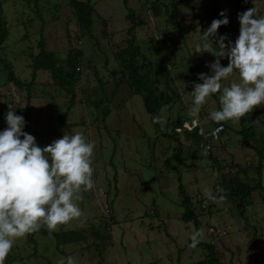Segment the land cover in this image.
I'll return each mask as SVG.
<instances>
[{"label":"rangeland","instance_id":"1","mask_svg":"<svg viewBox=\"0 0 264 264\" xmlns=\"http://www.w3.org/2000/svg\"><path fill=\"white\" fill-rule=\"evenodd\" d=\"M150 1L127 0L126 5L123 0H89L91 24L83 28L72 0H0L9 32L0 57L12 65L15 75L31 81L28 91L18 88L7 80L0 62V131L7 127L5 115L12 110L24 117L23 131L33 135L40 147L76 132L95 142V187L82 193L78 202L84 216L60 225L55 231L57 239L42 227L16 240L5 264H58L69 256L76 264H200L208 258L207 230L211 226L226 232L217 245L210 244L219 263L264 264L263 191L258 188L250 193L242 214L231 192L223 201H208L207 209L202 207L206 191L216 195L214 185L220 174L223 188L229 177L256 185L260 158L264 187V105L254 108L239 124L223 122L225 131L219 142L212 141L207 155L203 154V140L198 143L183 134L178 141L168 137L173 121H184L187 116L190 92L201 82L198 74L211 75L206 65L215 57L194 51L207 29L213 5L226 11L229 23L222 27L234 43L239 35L237 14L255 7L257 15L264 16V0H162L169 12L164 6L160 15L154 14ZM128 7L136 16L133 34L141 52L151 63L163 60L170 66L181 95V101H175L172 82L158 78L157 85L168 96L159 115L166 119V136L156 132L142 95L132 93L117 58L129 38ZM173 7L175 17L170 14ZM39 40L46 51L59 57L64 70L68 69V54L81 52L78 74L71 85L73 103L71 93L60 87L48 70L41 68L32 77L28 65L31 55L40 50ZM220 63L227 66V58ZM238 79L233 73L222 84ZM219 95L209 97L200 112V121L208 127L212 124L205 117L220 108ZM28 98L29 120L22 112ZM243 127H249V143L239 132ZM180 183L192 200L198 225L182 218L185 209ZM200 229V243L194 249L188 247L189 235ZM68 230L81 231L82 238L66 241L67 234L62 231Z\"/></svg>","mask_w":264,"mask_h":264},{"label":"clouds","instance_id":"2","mask_svg":"<svg viewBox=\"0 0 264 264\" xmlns=\"http://www.w3.org/2000/svg\"><path fill=\"white\" fill-rule=\"evenodd\" d=\"M257 11L253 7L237 14L239 35L234 43L226 35L217 36L218 29L229 23L226 11H221L223 18L213 19L196 44L195 53L206 52L215 59L206 65L211 75L198 74L201 82L195 83L190 92L192 103L187 115L191 120L183 125L189 131L201 128L200 112L213 94L220 93V108L212 110L205 120L220 124L211 132L216 139L223 130L221 122L239 124L254 108L264 105V16H258ZM224 58L227 66L220 63ZM233 73L238 74V81L223 85L222 81ZM5 120L7 127L0 131V264H5L16 240L42 227L55 232L60 225L84 216L78 202L83 199L82 193L95 187V142H89L83 133L64 134L40 147L33 135L23 131V116L8 110ZM152 122L160 124L161 131L166 130L164 117L154 116ZM207 153L205 147L203 154ZM224 191L217 186V194ZM217 194L206 191L204 206L208 201L226 198ZM202 235L203 229L194 230L188 237V247L196 248ZM58 264H76V260L69 256Z\"/></svg>","mask_w":264,"mask_h":264},{"label":"trees","instance_id":"3","mask_svg":"<svg viewBox=\"0 0 264 264\" xmlns=\"http://www.w3.org/2000/svg\"><path fill=\"white\" fill-rule=\"evenodd\" d=\"M123 1H124V4L127 5V0H123ZM150 2H151V8L155 15H160L161 7H164V6H165L164 11L169 12V8L166 6V4H164L162 0H151ZM72 7H73L74 12L76 13L78 20L80 21V24L83 26V28H88L91 24V12L93 10L89 0H85V1L72 0ZM219 13H220L219 7H217L216 5H213L209 19L207 21V28L210 27L213 19H219L220 17ZM170 14L173 17L176 16L175 7H173L170 10ZM127 17L130 20V25L127 29L129 38L127 40L126 47L118 51L117 58L126 72L127 82L131 88L132 93L142 95L145 110L149 114L150 120L152 122V119L154 116L160 115L161 108L167 103V98H168L167 94L163 90H160L159 86L157 85V80L159 77H163L167 83H168V80L172 82L171 87H172L175 101L176 100L181 101V95L179 91L177 90L175 83L172 80L170 66L167 65L166 62L163 60L162 61L157 60L151 63L152 61L146 60L144 54L141 52V48L139 44L136 43V38H135V35L133 34V30L136 26V16L134 15L130 7H128ZM8 34L9 32L6 26V21H5L2 8H1V4H0V49L2 47V44L7 39ZM221 35H225L224 29L222 26L218 29V32H217V36H221ZM38 46L40 50L36 54L31 55V63L30 65H28L31 69L32 77H34L36 71L41 68L48 70L51 76L57 80V84L60 87L64 88L67 92L71 93L72 97L70 98V104L73 103L74 92L72 90L71 85L73 84L75 80V76L78 74V67H77L78 58L80 57L81 52L78 50H74L70 54H68L66 58V64L68 66L67 67L68 69L64 70L63 67L60 64H58L59 57L55 53L51 51H46L44 49L43 40H39ZM0 62L3 64V67L6 70V76L9 82L13 83L18 88L25 87L27 91L30 89L31 81L27 82L25 80H22L17 75H15L12 69V65L6 62L1 57H0ZM167 83H166V86L169 87ZM29 100L30 99L28 98L26 105L22 108L23 115L26 117L27 120H29L30 118ZM106 110L107 109L105 106V113H106ZM64 115H65V112L59 114L58 121L60 124L63 123L62 118ZM190 120L191 118L187 115L184 121L179 120V119L173 121L174 126L171 127V133L168 135V137L175 141H178V136L183 134L187 138H191L193 141L201 143L202 142L201 136L197 134L198 128L192 131H189L183 126L185 121L190 122ZM209 123H211L212 126L208 127L203 123V120L200 121L201 127L206 131H210L217 125V123L211 120H209ZM221 123L224 125L223 122ZM152 124L156 128V132L164 134V136L168 134V133H165L164 131H160L161 127L158 123L152 122ZM178 128L180 129L179 131L177 130ZM225 128L226 127L224 125V129L220 132L219 139H217V142L220 141L221 135L225 131ZM248 130H249V127H243L239 131L243 139L246 141V143H249L250 133L248 132ZM178 153L179 151L176 152L174 156L178 155ZM261 160L262 159L260 158L256 166L258 180H257L256 185L254 186H250L245 183H242L239 179H237V177H233L232 179L231 177H229L226 188H223L222 181L220 179L221 174L220 176L216 178V180L220 183V187L225 190L223 195H227L228 192L234 193V196L237 199L236 206L240 214L244 212L246 202L248 201L250 193L253 190H256L259 188L260 191H263L262 199H264V187L260 180L261 173H262L261 168H260L262 164ZM166 164L167 166H169V159L166 160ZM182 186L183 185L180 183L179 193L182 195V203L185 209V211L182 214V218L185 221L192 220L194 221L196 225H198V217L193 208L192 200L188 196V194H186ZM219 194L220 193H218L217 195ZM205 209H207V207H205ZM77 231L78 230H68V231H62V232H64V234H67L66 241L74 242L82 238V232L81 231L77 232ZM52 233L57 239V236L59 233L58 232H52ZM207 233H208V230H207ZM30 240L33 241L34 239L31 237ZM207 249H208V258L201 261L200 264H222L218 262L215 256V253H214V249L211 247L210 243H207Z\"/></svg>","mask_w":264,"mask_h":264},{"label":"built area","instance_id":"4","mask_svg":"<svg viewBox=\"0 0 264 264\" xmlns=\"http://www.w3.org/2000/svg\"><path fill=\"white\" fill-rule=\"evenodd\" d=\"M223 125V124H222ZM220 127V124H217L213 129H211L210 131H206L203 129V131L201 132V128H198L197 129V134L199 136H201V139L203 140V143L204 144V147H207L208 148V152L212 149V141H216L217 139L214 138L212 135H211V132L216 129V128H219ZM223 129H224V125H223ZM179 130V128L177 129ZM221 132V131H220ZM220 132L218 133V135L220 134ZM217 186L220 187V184L217 182L215 184V192H216V189H217ZM217 194V192H216ZM202 207H204V205H202ZM209 229V228H208ZM208 235H209V239H210V244L215 246L217 245V242L219 239H221L222 237H224L226 235V232L223 230L221 231L219 228H215L214 226H211L210 229H209V232H208Z\"/></svg>","mask_w":264,"mask_h":264}]
</instances>
